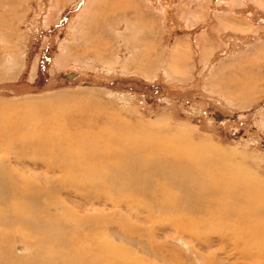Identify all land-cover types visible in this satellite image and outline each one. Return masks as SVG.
Wrapping results in <instances>:
<instances>
[{"label":"rangeland","instance_id":"rangeland-1","mask_svg":"<svg viewBox=\"0 0 264 264\" xmlns=\"http://www.w3.org/2000/svg\"><path fill=\"white\" fill-rule=\"evenodd\" d=\"M252 87L247 99L239 94ZM58 99L68 117L43 108L37 119L62 130L47 139L77 143L23 148L33 119L17 116ZM85 99L95 111L83 113ZM6 111L16 114L6 128L19 144H0V163L28 188L18 199L0 191V230L13 238L28 226L58 229L69 234L67 252L90 264H264V230L252 237L249 224L224 223L216 203L165 200L177 189L159 174H135L151 181L121 189V173H95L115 158L80 131L91 115L137 133L185 130L264 184V0H0V120ZM16 244L13 255L34 256Z\"/></svg>","mask_w":264,"mask_h":264},{"label":"bare ground","instance_id":"bare-ground-1","mask_svg":"<svg viewBox=\"0 0 264 264\" xmlns=\"http://www.w3.org/2000/svg\"><path fill=\"white\" fill-rule=\"evenodd\" d=\"M146 72H148V70ZM252 91H254L253 87L252 89L250 88V91L249 89H244L239 94H243L244 99H247L253 93ZM59 101L60 99H58L55 104H48L44 107H42L43 104L28 105L23 110L24 113L21 114L23 117L17 116L18 120L28 117L33 119V130L29 133L24 132L29 138L25 139V137L22 141L18 139L20 144H22L21 142L24 143V145L22 144L23 148L36 149L35 147H39L40 145L42 149L43 147L46 149L47 144L77 143L70 137H66L60 141H57V139L53 137L47 139V136H52L55 133H62V130L55 128L54 133L47 125V128L42 129V124L37 119L39 118V120H41L40 113L43 108L47 109V112L51 110L52 116L54 110H58L57 113H59L60 110L59 114H62L60 117H68L70 114H66V112L67 107L70 105L63 103V101ZM57 104L60 108H54ZM82 104H86L82 108V110H84L83 113H86L89 109H94L93 111H95V108H97L94 105V101L90 99H85ZM72 108L78 109L75 105ZM72 111L73 110L70 109L68 112L71 113ZM8 112L9 111H6V115H4L8 118L0 120V144L11 146L16 144V142L18 143V141L16 137L11 140L8 134V128L6 127L14 123V115L16 114H13L14 112L8 114ZM100 114L103 117L105 116L103 112ZM97 118L99 117L94 115L86 117L81 125L82 129L80 131L89 132L99 137V140L94 139L90 148L95 150L96 153L100 152L101 154L105 153L107 155H112L115 158V162L114 167L99 170L95 173L103 175H119L121 173V175L125 176L122 180L118 181L122 187L121 189H124V186L135 188L136 184L146 185L151 181V179H131L135 174L141 176L159 174L166 178V181H168L167 186L170 185L177 189L173 193L175 195L170 193L163 195L162 197L165 200L186 198L188 201L182 202L189 207L203 206L206 204L214 205L213 203H216L215 206L218 210V216L219 214L221 215L224 223L226 222V218L234 217L233 222L235 221V224L238 226L242 223L249 224L247 227L249 228L248 234H252V237L256 232L264 230V184L262 181L258 182V184L257 181L254 183L255 179H249L247 175L244 176L240 174L243 170L236 166V162L226 158L225 152L214 148L212 145L190 138L185 130H182L180 134L177 132L174 135L166 128V130H164L157 126L152 127L149 131L144 130L141 133H137L135 130L131 131V127L128 128L127 126L126 131L120 126L119 121H117L115 117H109V122L107 123L102 121L103 124L105 123L104 126L96 125L100 122ZM54 119H56V117ZM60 119L61 125H63V119ZM42 123L44 124V122ZM49 123L52 122H48V124ZM17 133H19V131ZM105 135L107 141L105 140ZM146 137L150 138L152 143L146 140ZM139 139H143L144 141L141 143ZM83 142H85V140H83ZM99 145L103 147L101 148ZM148 145H154V147L152 146L153 148L150 147L151 153L146 152V150H148ZM65 158L70 157L67 156ZM132 166L135 167V170H130ZM14 174L12 170L6 168L5 164L0 163V191L6 195L9 193L12 194L11 199H18L28 188H22L20 178H15ZM100 180L103 181L105 179ZM143 187L139 191L144 190ZM153 187L152 185V189ZM116 188L119 189V185ZM34 192L39 191L35 189ZM153 195L154 193H152V196ZM11 199L9 202L6 200L8 202V210L14 207L11 203ZM0 204L4 206L3 203ZM173 204H175V202ZM17 211L19 218L23 216V213L20 212V208H18ZM3 212L5 211L1 209L0 223L4 220ZM29 227L30 226L24 227V231H18V235L14 238V233L10 230H0V264H90L81 262L76 256L70 255L67 252L63 243L69 237L68 233L62 234L58 229L48 230L47 228L36 231L34 229H37V226H33L29 230ZM238 228L242 229L243 227L241 228L240 226ZM18 241L23 242L28 251L32 254L34 253V256L26 258L13 255V249L17 246L16 243ZM52 244L56 245L55 249L52 248Z\"/></svg>","mask_w":264,"mask_h":264}]
</instances>
